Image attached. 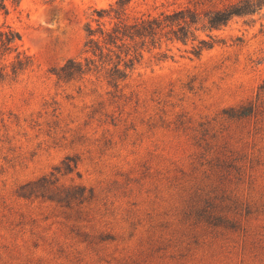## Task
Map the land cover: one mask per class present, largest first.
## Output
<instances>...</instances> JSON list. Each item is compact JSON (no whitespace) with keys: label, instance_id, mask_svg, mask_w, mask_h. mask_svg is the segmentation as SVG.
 Wrapping results in <instances>:
<instances>
[{"label":"rangeland","instance_id":"rangeland-1","mask_svg":"<svg viewBox=\"0 0 264 264\" xmlns=\"http://www.w3.org/2000/svg\"><path fill=\"white\" fill-rule=\"evenodd\" d=\"M113 1L6 0L0 13L32 60L0 81V264H264V7L197 31L220 40L197 56L190 40L144 51L116 91L99 74L58 80L54 69L89 56L92 10ZM232 1L131 5L157 14ZM255 100L254 115L222 113ZM67 155L78 165L59 184L91 199L17 195Z\"/></svg>","mask_w":264,"mask_h":264},{"label":"trees","instance_id":"trees-1","mask_svg":"<svg viewBox=\"0 0 264 264\" xmlns=\"http://www.w3.org/2000/svg\"><path fill=\"white\" fill-rule=\"evenodd\" d=\"M136 0H114L107 7L92 10L85 24L84 59L69 58L53 70L56 78L63 82L81 79L88 74L103 76L106 84L115 91L139 62L144 51L160 48L162 42H196L191 52L199 55L203 49L211 48L220 41L212 34L208 39L197 38V31L218 30L234 17L251 16L264 7V0H234L221 7L197 11L194 7L161 11L157 14L138 13L132 10ZM18 0H13L17 6ZM0 13H9L6 0H0ZM21 37L17 30L7 24L0 25V81H14L28 69L32 60L20 50ZM163 57L165 55L163 54ZM264 92V83L258 86L257 98ZM257 100L237 107L224 109L229 119H240L254 115L258 109ZM78 165V157L67 155L60 164L48 173L18 186V196L31 199L41 198L70 207L92 198L91 189L84 186L59 184V175L72 173ZM79 176V173L76 171Z\"/></svg>","mask_w":264,"mask_h":264}]
</instances>
